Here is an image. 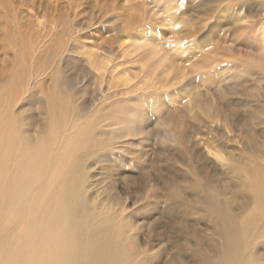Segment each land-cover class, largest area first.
Returning <instances> with one entry per match:
<instances>
[{
  "label": "rangeland",
  "instance_id": "1",
  "mask_svg": "<svg viewBox=\"0 0 264 264\" xmlns=\"http://www.w3.org/2000/svg\"><path fill=\"white\" fill-rule=\"evenodd\" d=\"M247 5H252V13L244 17ZM262 32L264 0H0V110L7 107L9 123H16L33 142L56 110V95H63L72 109L81 111L79 116L70 112L58 138L63 140L79 122L99 116L106 121H97V130L108 138L111 106L130 101L116 110L138 119L133 128L149 136L139 146L124 147L122 152L130 154L123 165L91 157L87 196L92 203L104 202L123 212L127 235L143 256L141 264H208L211 252L220 247V237L194 209L206 205L205 185L233 202L238 220L254 202L250 169L239 172L233 161L221 168L204 152L216 147L231 150L247 156L252 166L249 142L255 138L264 146V120L259 118L264 109ZM246 51L254 68L233 90L230 82L225 85L233 73L231 63ZM15 76L19 79L14 93L1 95ZM156 98L162 102L158 113L148 105ZM159 120H169L177 135L164 147L154 135ZM183 133L191 136L186 144L198 163L177 155ZM255 153L256 163L264 167V151ZM202 157L206 170L214 173L210 180L189 174L194 164L202 173ZM8 166L2 178L12 169ZM183 172L189 175L183 177ZM180 186L187 193L177 207L178 191L173 188L180 192ZM27 198L14 199L2 212L1 234H10L13 244L8 256L28 219ZM250 239L249 264H264V226L254 227Z\"/></svg>",
  "mask_w": 264,
  "mask_h": 264
},
{
  "label": "bare ground",
  "instance_id": "2",
  "mask_svg": "<svg viewBox=\"0 0 264 264\" xmlns=\"http://www.w3.org/2000/svg\"><path fill=\"white\" fill-rule=\"evenodd\" d=\"M244 9L243 16H251L252 5H247ZM250 29L249 24L246 28L247 44L252 43ZM262 38L264 40V32ZM249 55V51H246L241 58L231 63L234 67L233 73L227 78L225 85L230 82L233 90L237 84L246 81L242 79L243 74L249 75L253 71V61ZM15 79L8 83L4 88L5 94L1 95L14 93L13 86L19 76H15ZM217 91L221 94L222 89L218 88ZM56 96V110L37 141L32 142L29 137L24 136L19 126L16 128V123L14 126L9 123L12 118L7 107L0 110V264H141L143 256L140 255L133 239L127 235L129 224L125 215L122 211L119 214L120 210L114 211L104 202L92 203L86 193V177L87 162L91 157L98 161L123 165L127 160L126 155L129 158L130 154V151L122 152L124 147L132 149L139 146L149 134L146 136L143 130L133 128L138 119L124 116L123 112L116 110L118 106L130 104L129 101L111 106L112 111L106 118L110 121L107 126L110 133L108 138L101 135L102 131L97 130V123L105 120L103 116H99V120L91 118L79 122L76 129L70 126L74 128L73 131L65 134L61 140L58 137L62 135L63 122L71 115L70 112L74 113L73 116H79L77 112L81 111V108L72 109L65 96ZM154 101L149 100L148 105L153 106L154 111L158 113L162 102L157 98ZM259 115V118L264 120V109ZM168 121L159 120L160 127L157 126L154 132L155 140L163 147L168 143V139L175 137ZM136 136L139 138L133 140L132 137ZM190 137L187 133L181 134L182 140L178 139V145L181 147L176 149V153L182 161L198 163L200 159L194 158L186 144ZM175 138L177 139V135ZM57 139H60V142H57ZM170 141L171 144L177 142ZM253 141L249 142L253 151L252 159L255 160L252 166L247 156L235 154L231 150L223 151L216 147L214 153L207 150L204 152L205 157L212 154L221 168L233 161L237 164L239 172L247 173L250 169L248 181L254 198L251 208L238 220L233 202L221 199L219 193L212 192L214 187L204 184L208 191L205 196L206 205L197 204L194 209L199 214L203 213L204 219L213 224L212 233L220 237V247L214 253L211 252L208 264H249L252 261V230L254 227L256 229L264 226V167L256 163L258 153H255L257 150L264 151V146L258 144L255 138ZM135 155L140 156L138 153ZM140 161L141 157L137 159V162ZM8 164L12 166L11 172H7L2 178V171ZM205 165L206 161L202 157V173L194 164L189 174L195 178L201 175L202 179L210 180L214 173L206 170ZM232 168L235 169V166ZM108 171L109 169L106 170L107 173ZM172 172L176 170L173 169ZM143 174L151 176V172ZM189 174L183 172V177ZM183 186H180V192L178 187L173 188V191H178L177 207H181L185 202L187 191ZM22 196H27L30 204L28 219L21 226L22 236L19 243L8 256L7 252L13 244L10 234L7 235L5 231L1 234L2 212L6 204ZM128 243L131 246H128Z\"/></svg>",
  "mask_w": 264,
  "mask_h": 264
}]
</instances>
